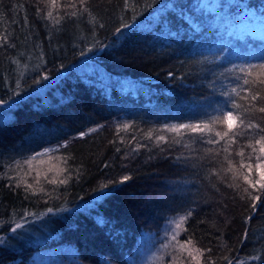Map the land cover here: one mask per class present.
<instances>
[{
  "label": "trees",
  "instance_id": "trees-1",
  "mask_svg": "<svg viewBox=\"0 0 264 264\" xmlns=\"http://www.w3.org/2000/svg\"><path fill=\"white\" fill-rule=\"evenodd\" d=\"M67 2L0 0V264L57 249L68 264H130L145 233L158 238L189 210L178 239L192 236L199 264H264V180L244 179H259L251 149V172L236 155L248 132L226 172L224 140L170 126L208 123L245 87L239 70L264 63V0ZM255 104L246 122L264 127V98ZM197 260L166 248L156 264Z\"/></svg>",
  "mask_w": 264,
  "mask_h": 264
},
{
  "label": "snow or ice",
  "instance_id": "snow-or-ice-1",
  "mask_svg": "<svg viewBox=\"0 0 264 264\" xmlns=\"http://www.w3.org/2000/svg\"><path fill=\"white\" fill-rule=\"evenodd\" d=\"M45 3V7H51L52 9H55L58 4H60V0H43ZM88 0H78L79 6L81 8H85V5L87 4ZM61 7H69L72 9H77V0H68L66 5H60ZM85 10H87L85 8ZM68 15L76 16L77 11H72L68 13ZM46 17L48 19L53 20L55 23H59L61 17H54L52 11H48L46 13ZM127 27V25H126ZM7 35H0V42L7 43ZM0 46H3V44H0ZM241 73L244 74V79L242 80V85L245 87L240 88L239 90L236 87H233L231 89V92L229 93V103L226 104L225 108L217 110V113L212 116V118L208 121V123H205L203 125L201 124H180V125H173L171 126L172 131H178L180 129H191L193 131L200 130V131H207L211 133L207 138L203 140L204 143L212 145V144H219L221 140H224L225 143L222 145V151L226 153L224 156V162H226L229 167L226 169H221L222 171L226 172H232L234 171L233 168V160L230 158L232 155V152L230 151V145L237 143V136H243L244 132H248V140L246 143L238 145L236 149V155L241 157V160L238 162L240 167H247L249 172H251L252 164L249 163L248 165H245L244 163V156H245V147L251 149V152L249 153L247 159L249 161H252L253 158L255 159V167L259 174V179L255 181V184L252 183V181L248 180V176L244 175V179L248 181L249 184H251L253 187H255L257 184H260L261 180H264V160H262V155H264V127H262L258 123H251L246 122V113L252 110L253 108H256L255 102L259 99H262V93H264V63L257 64V65H251L248 68H241L239 70ZM47 79V77H44ZM251 78V79H249ZM235 97L236 99H233ZM240 101H245L247 106L245 104H241ZM260 113H264V106H259L257 109ZM217 121H220L225 128L221 130H213L209 128V124L215 125ZM125 128L128 127V125H124ZM234 127H239L243 129V132H233L231 136H229V132H232ZM251 129H257L258 134L251 133ZM97 129H92V131H96ZM83 135H81L80 138H83ZM149 137L151 136V133L148 134ZM215 137H218L219 139H215ZM228 139H225V138ZM160 140H164V137L161 136L159 138ZM67 147V145H65ZM209 153H212V149L206 150ZM259 153L260 155H255L253 157L254 153ZM219 152H216V155H219ZM37 155H45V153H38ZM35 157H32L30 160L26 161V163L31 164L32 160H34ZM179 159V157H178ZM130 179V177H124V181H127ZM233 179H235V176H233ZM121 181V182H124ZM50 183H55V181H49ZM61 184L66 183L65 180L60 181ZM19 187V185H17ZM231 186V185H230ZM31 185H27L28 189H31ZM238 187V185H237ZM261 187H264V185H261ZM39 191H43L41 188ZM248 190L245 188L244 192H247ZM33 195H37L38 192L36 190L32 191ZM250 199L253 201L258 200L259 196H252L249 193ZM243 199V197H241ZM250 207L255 210L256 204L252 203ZM50 211V210H49ZM192 216V211L189 210L185 214L179 216L178 218L174 219L173 224L176 229H180L184 232L188 231V228L183 227L184 223L190 219ZM248 220L251 219V216L247 218ZM22 227V225L17 224V228ZM12 231H16L15 228L12 229ZM179 232H173V235L171 237L172 240L176 241V245L178 246L179 250L181 252L187 251V255L192 258V260H197V255H194V253L203 255V251L199 248H192L188 249V245H191L193 243L192 236L189 235L186 237V239L182 242L178 239ZM247 238V233H245V239ZM207 251H211V249H208ZM254 259L256 257H253ZM173 264H175V261H173ZM197 264H199V261L197 260ZM210 264H214V262H211Z\"/></svg>",
  "mask_w": 264,
  "mask_h": 264
},
{
  "label": "rangeland",
  "instance_id": "rangeland-1",
  "mask_svg": "<svg viewBox=\"0 0 264 264\" xmlns=\"http://www.w3.org/2000/svg\"><path fill=\"white\" fill-rule=\"evenodd\" d=\"M249 25L250 22L247 19H244L239 26L241 29H245ZM121 89H123L126 92H129L130 94H134V88H130L129 86H123ZM180 124H187V123H173L170 126L180 125ZM57 147L58 146L50 147L48 151H51V149H55ZM177 231L178 229H176L174 224L172 223L170 229L164 227L163 233L158 238H156L152 234L145 233L141 240L139 249L136 250L135 254L132 256V258H130L131 261L130 264H156L160 253L164 251L166 248H173V249L178 248V246L176 245V241L171 239L173 232H177ZM2 242H3L2 239H0V243ZM63 254H65L66 257L69 256L71 257L72 255L71 251L68 250L63 251L61 249H57L56 252L51 251V254L49 253L39 254L35 258L33 264H68L69 263L68 259L66 261L61 259ZM192 264H196V262Z\"/></svg>",
  "mask_w": 264,
  "mask_h": 264
}]
</instances>
